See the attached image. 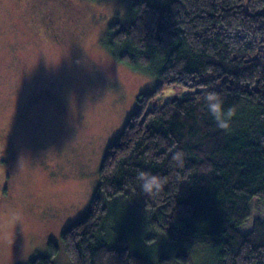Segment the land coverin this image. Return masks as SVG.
I'll use <instances>...</instances> for the list:
<instances>
[{"label": "trees", "instance_id": "1", "mask_svg": "<svg viewBox=\"0 0 264 264\" xmlns=\"http://www.w3.org/2000/svg\"><path fill=\"white\" fill-rule=\"evenodd\" d=\"M124 2L125 20L109 25L102 44L118 62L154 76L155 85L138 96L137 110L106 148L86 212L61 232L70 264H163L124 238L109 239L105 225L117 199L147 216L168 248H178L180 264H188L187 251L204 262L200 249H213L215 264H264V221L240 231L251 202L264 204V0ZM172 85L194 91L147 110ZM208 91L235 106L230 132L202 108ZM177 150L183 169L172 161ZM137 169L167 178L159 195L140 192ZM57 252L49 241L48 254L28 264H54Z\"/></svg>", "mask_w": 264, "mask_h": 264}, {"label": "rangeland", "instance_id": "2", "mask_svg": "<svg viewBox=\"0 0 264 264\" xmlns=\"http://www.w3.org/2000/svg\"><path fill=\"white\" fill-rule=\"evenodd\" d=\"M125 6L124 0H0V133L10 135L13 154L0 148V170L7 171L0 180V264H28L48 254L49 241L58 246L54 264H70L61 232L86 212L106 148L137 110L138 96L155 85L154 76L118 62L102 44L109 25L125 20ZM66 7L73 11L67 38L56 33L55 40L46 27L52 14L67 20ZM193 91L167 86L147 110ZM46 93L51 101L41 98ZM117 201L105 225L109 239L124 238L154 263L180 264L178 248H168L147 216ZM250 207L241 232L264 221V204L254 199ZM200 251L204 262L187 251L188 264H215L213 249ZM26 252L32 253L25 258Z\"/></svg>", "mask_w": 264, "mask_h": 264}, {"label": "clouds", "instance_id": "3", "mask_svg": "<svg viewBox=\"0 0 264 264\" xmlns=\"http://www.w3.org/2000/svg\"><path fill=\"white\" fill-rule=\"evenodd\" d=\"M202 108L215 121L216 127L225 132L232 130V122L236 116L235 106H226L224 98L215 91H208L202 94ZM172 161L174 167L183 169L185 167V154L182 150H177ZM180 174L176 173L175 179L179 181ZM135 182L146 197L159 195L162 187L167 182V178L145 169H137L135 172ZM32 252H26L25 258Z\"/></svg>", "mask_w": 264, "mask_h": 264}, {"label": "flooded vegetation", "instance_id": "4", "mask_svg": "<svg viewBox=\"0 0 264 264\" xmlns=\"http://www.w3.org/2000/svg\"><path fill=\"white\" fill-rule=\"evenodd\" d=\"M67 8V12H66V17L67 20H62L61 17H58V16H54V14L51 15L49 21V27L47 26L46 28L48 29V33H49V36H51L53 39L55 40H59L57 37H56V33H60L62 36L61 38L62 39H65L67 38V32H66V28H70L71 24L68 23L70 22V17H71V14H72V9L70 7H66ZM42 19V18H41ZM43 20V19H42ZM58 28H59V32H58ZM72 35L71 36H75L76 32H72L71 33ZM7 132H2L0 133V148H2V146H4V149L3 151H5V153L9 156H13L12 154V151H11V148H10V144L8 141V138H10V135H7L6 134ZM9 149H10V152H9ZM11 153V154H10ZM9 170V168H7ZM7 175V171H1L0 170V180L3 176ZM5 183V182H4ZM4 183H1L0 184V190L2 191L3 187L5 186Z\"/></svg>", "mask_w": 264, "mask_h": 264}]
</instances>
